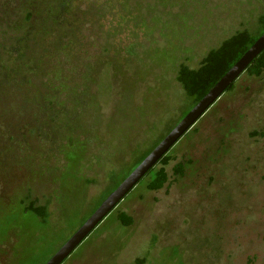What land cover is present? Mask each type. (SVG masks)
I'll return each mask as SVG.
<instances>
[{
  "label": "rangeland",
  "instance_id": "374dc122",
  "mask_svg": "<svg viewBox=\"0 0 264 264\" xmlns=\"http://www.w3.org/2000/svg\"><path fill=\"white\" fill-rule=\"evenodd\" d=\"M260 16L264 0H0V264H43L185 110L179 66ZM167 155L168 181L144 176L61 264H264V71Z\"/></svg>",
  "mask_w": 264,
  "mask_h": 264
},
{
  "label": "trees",
  "instance_id": "16d2710c",
  "mask_svg": "<svg viewBox=\"0 0 264 264\" xmlns=\"http://www.w3.org/2000/svg\"><path fill=\"white\" fill-rule=\"evenodd\" d=\"M29 16V15H27ZM264 32V16H260L258 20L257 31L251 33L247 30L237 31L231 36L222 40V42L214 49H211L201 59L198 67L190 68L185 64H181L177 71L176 79L181 85L187 99L188 105L180 114L178 119L169 127L168 131L213 87V85L228 71V69L243 55V53L253 44V42ZM264 71V49L249 63L242 73L249 76L258 77ZM234 81L226 88V91L232 89ZM167 131V133H168ZM165 136V135H164ZM163 136V137H164ZM161 137L150 149L141 154L138 159L133 162L129 170L123 172L114 171L110 174V183L102 193L101 201L112 191L117 185L134 169V167L157 145L163 138ZM169 156L164 154L158 162L144 175H150V179L146 184L149 190H158L168 181V173L165 166L169 163ZM160 164L159 168H155ZM183 164L177 163L173 166L172 173L175 175L183 174ZM143 176V177H144ZM141 181V180H140ZM97 205L84 218V220L97 208ZM25 210L34 213L42 221L48 216L45 205H38L35 201H28ZM118 220L123 225H129L131 218L124 212L117 214ZM83 220V221H84ZM81 222V224L83 223ZM135 264H145V258L135 259Z\"/></svg>",
  "mask_w": 264,
  "mask_h": 264
},
{
  "label": "water",
  "instance_id": "95a60500",
  "mask_svg": "<svg viewBox=\"0 0 264 264\" xmlns=\"http://www.w3.org/2000/svg\"><path fill=\"white\" fill-rule=\"evenodd\" d=\"M264 49V32L43 264H61Z\"/></svg>",
  "mask_w": 264,
  "mask_h": 264
},
{
  "label": "flooded vegetation",
  "instance_id": "af4514ba",
  "mask_svg": "<svg viewBox=\"0 0 264 264\" xmlns=\"http://www.w3.org/2000/svg\"><path fill=\"white\" fill-rule=\"evenodd\" d=\"M46 208H47V207H46ZM46 210H47V209H46ZM47 217H48V216H47ZM38 218H39V217H38ZM39 219H40V218H39ZM40 220H41V219H40ZM41 222H42L44 225H45V224L48 225L47 219H46L45 221H42V220H41Z\"/></svg>",
  "mask_w": 264,
  "mask_h": 264
}]
</instances>
